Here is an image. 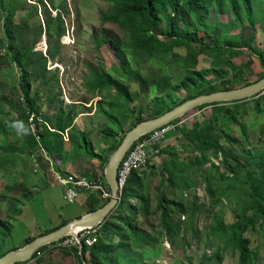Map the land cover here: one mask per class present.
Returning a JSON list of instances; mask_svg holds the SVG:
<instances>
[{
    "label": "trees",
    "instance_id": "16d2710c",
    "mask_svg": "<svg viewBox=\"0 0 264 264\" xmlns=\"http://www.w3.org/2000/svg\"><path fill=\"white\" fill-rule=\"evenodd\" d=\"M39 1L58 11L55 18L45 21V31H40V37L44 34L47 37L49 48L45 56L35 50L37 41L29 42L15 31L14 8L8 10L4 18L0 73L16 70L19 83L9 86L4 80L0 81V88L9 86L10 90L8 95H0V105L9 107L0 119V133L16 136L17 128H23L24 144L19 148L14 144L0 147L1 169L5 163L16 165L23 153L28 159L37 157L36 162L45 172L50 171L48 163L57 171L58 162L73 156L98 163L99 174L103 173L126 134L145 120L144 108L124 109L134 101L131 78L139 83L142 95L149 94L153 86L157 88V96L148 104L152 109L151 119L196 97L249 86L264 79L262 74L257 80H251L253 57L264 72V53L254 49L260 24L255 17L254 0H109L111 8L102 15V23L117 25L125 35L124 42L115 39L97 42V49L109 45L115 50L120 68L101 73L91 70L85 83L87 92L95 99L100 98L96 110L107 119L98 132L102 145L98 152L88 134L76 128L77 119L85 115L81 110L89 109L57 103L61 98L56 96L59 77L49 72L48 67L56 62V46L66 34L65 22L55 0ZM60 2L67 7V0ZM222 16H227L228 22H224ZM211 19L213 23L207 25ZM234 30L238 33L233 34ZM182 50L186 51L185 56L181 55ZM127 52L137 58L136 68L131 67ZM244 54L246 57L248 54V60L237 65L236 60ZM170 55L183 64L185 75L178 83L163 71H152L150 77L143 74L141 59H160L166 63ZM202 56L210 57L215 68L199 70ZM212 75L217 80L214 84L209 80ZM33 86H38L35 92ZM181 91L187 93L182 100L177 96ZM104 104H108L110 110L118 109V113L105 109ZM226 105L232 106L227 108ZM208 106L219 109L210 117L194 118L190 125L181 124L167 136L178 140L181 153L172 145L160 147V155L166 157L162 165L151 166V158L147 168L131 172L119 205L99 227L97 244L90 249L83 247L81 253L63 251L72 256L74 262L70 264H160L164 243L171 250L179 241L191 247L190 235L200 242L205 237L212 240L208 248L214 254L211 258L205 257L202 264H224L221 251L229 246L240 253V264H253L255 241L264 235V122L260 124L262 119L264 121V94L242 101L203 105L197 110L201 112ZM32 116L38 119L35 135L39 143L30 129ZM231 125L236 126L238 132L231 130ZM242 175L246 181L236 189ZM97 178V173H93L90 181L96 182ZM155 178H159V184L155 189L158 192L156 205L152 208L151 191L146 182L151 183ZM100 179L105 180L104 174ZM200 183L205 185L204 200L197 194ZM238 191L241 196L236 198ZM100 199L103 201L102 197ZM86 204L84 213L96 210L90 201ZM226 204L233 207L231 219L219 214ZM202 215L211 221L208 234L203 238L196 230ZM139 218L143 221L139 222ZM69 223L63 222L58 231ZM10 230L11 226L0 219V236L7 238ZM32 242L27 241L26 245ZM54 246L42 248L25 264H47L40 254ZM157 249H161V254L154 258ZM4 257L0 247V260ZM190 263L193 264L191 260Z\"/></svg>",
    "mask_w": 264,
    "mask_h": 264
},
{
    "label": "rangeland",
    "instance_id": "374dc122",
    "mask_svg": "<svg viewBox=\"0 0 264 264\" xmlns=\"http://www.w3.org/2000/svg\"><path fill=\"white\" fill-rule=\"evenodd\" d=\"M55 1L60 6L59 10L63 14L66 29L64 38H62L59 44H57L56 46V62L52 64L50 63L48 67L49 72L51 71L53 73H56L59 77V90L56 93V96L58 97L60 95L61 98L57 100V103L62 102L66 106H70L73 104L81 105L86 109H90L92 107V110L84 109L81 111L84 114H90V111H92V113H95L94 111L98 102L100 101V98L95 99L94 95H90L85 88V83L90 78L91 70L101 73L103 70L111 71L112 69H119L121 64L120 60L115 55V50L112 47L106 45L101 49H97V42L101 39H115L119 42H124L125 34L117 25L102 23V15L108 12L111 8L109 0H67V7L64 3L60 2L61 0ZM12 8H14L16 11L14 23L15 25H17V27L14 28L15 31L19 32L22 35V38L29 42L34 43L37 41L35 50L45 56L49 47L47 44L46 35L44 34L42 37H40V31H45V21L49 17L55 18L58 11L52 9L49 4L43 5L39 0H0V40L5 37V14ZM254 10L255 17L257 21L260 22L259 34L256 42L254 43V49L258 53H264V0H254ZM221 19L224 22H228L229 20L227 16H222ZM213 21L212 19L209 20V24L207 23V25L211 26L210 23H213ZM222 30L226 31L225 28H222ZM233 33H237V31H233ZM226 35L227 34H225V36ZM162 37L164 36L162 35ZM180 53L181 55L185 56L186 51L182 50L180 51ZM127 55L128 60H131V67L136 68L137 66L135 63L137 62V58H134L130 52H127ZM247 58L248 54L247 57L245 54L239 57L236 60L237 65L244 64L248 60ZM262 60H264V56L262 57ZM252 61L254 64V75H252L251 80L255 81L258 79V77H260V75L264 74V72L260 68L259 63L255 57L252 58ZM210 62V57H200L199 70L208 69L211 64ZM140 63L142 72L146 77H150L152 71H163L164 73H166L174 66H178L180 68L181 66H183L180 59H176L171 55L168 57V61L166 63L160 61V59L147 60L145 58L144 60L141 59ZM18 77L19 76L16 70H9L0 73V81L4 80L9 86L13 82L16 86H18ZM211 77L215 78V76ZM211 82H213L214 84L215 82H217V80H211ZM131 83V93L133 95L134 101L126 105L124 109L130 110L131 108L133 111H136L139 108H144L145 111L142 116L145 119L144 121L152 120V109L148 104L151 99L157 96V88L153 86L151 87L149 94L142 95L139 83L133 78H131ZM9 86H3L2 88H0V95H8L10 93ZM37 87L38 86H33L34 92L36 91ZM243 87H238L236 89ZM177 96L180 100H182L187 97V93L185 91H181L177 94ZM43 105L45 106V102ZM226 106L227 108H229L232 105ZM103 107L110 110L108 104H104ZM249 107H252V105L249 104ZM218 109L219 108L215 106H208L201 112H199L197 108H195L184 115L182 118L178 119L180 121L179 123L175 125H172L170 123V125L173 126L172 130L167 133L165 141L159 146V150L160 147L172 145L173 147H177L178 151L181 153V148L178 147L177 143L178 140L176 138L168 139L167 136L170 133L175 132L176 128H178L181 124L190 125L193 122L194 118L200 115H206L210 117L211 115L215 114ZM7 111H9V107L7 105H0V119L3 118L4 113ZM110 111L117 114L119 110L114 109ZM99 116H102L100 117V119L103 118L104 125H106L107 119L105 118V116L100 112L97 114V117ZM83 121L84 119L82 116L81 119L78 120L76 128L83 126V129H85ZM263 122L264 121L262 119L260 121V124ZM104 125L98 126V129H95L92 122L87 123L86 132L89 134L93 144H95L96 149L99 151H101L100 148L102 147V145H100L101 141L97 136V133L100 131V129L103 128ZM167 125L169 126V124ZM17 129L18 131L16 133V136H6L0 133V147L7 148L9 144H14L17 147H21L24 144V129L19 127ZM230 129L234 132H238L236 126L234 125H231ZM149 134L145 136H148ZM145 136H143L142 138H144ZM131 150L132 149H130L127 154ZM18 156H20L19 153ZM37 159V157L28 159L22 153V156L19 159L20 161H18L16 165L5 163L3 169L0 168V219L7 222L11 226V230L6 236L7 238L0 236V247L2 249V254H4L5 256L10 254L11 252H16L25 248L27 246V241H35L41 237H44L46 233H50L55 230L58 231L63 222L72 223L75 221H72V219L80 218L84 213V200L85 202L87 200L90 201V203L96 208V210L91 213L94 214L101 211L106 206H104V201L108 200L106 201L108 203L112 197V193L109 186H107L108 184L106 182V179L104 181L103 179H100V175L102 176L104 174L105 177L104 171L101 174L97 173V181H101L104 185L106 184L105 186L110 192L108 199L104 200L102 198V201L100 199L102 197L100 193L94 194L90 192H83L81 193V198L77 201L76 204L68 205L64 201L65 190L58 183V174L54 173L55 170L53 165L48 163L50 171H42L40 169L41 165L36 162ZM150 159L151 166H159L162 165L164 160H166V157L161 156L160 153L156 155L150 154ZM211 159L214 163L216 162L217 164H219L217 160H214L212 157ZM96 164L99 165L98 163ZM92 170H89L90 174L93 172ZM188 176L191 177L192 174ZM72 177L76 179H88L87 174ZM245 181V176H240L238 179V182H240V184L236 189H240ZM146 183L149 187V190L151 191L153 208L156 205V197L158 192L155 189L159 184V178L153 179L151 183H149L148 181ZM99 194L101 195L100 197ZM197 194L199 198L203 200L206 199L205 185H203L202 183H200V188H198ZM82 195L84 197H82ZM240 196L241 193L239 191L235 193L236 198H239ZM91 197L93 199H91ZM232 210L233 207L230 204H226L221 212H219L220 210H218V212L220 216H224L225 219H231ZM141 221H143V219L139 218V222ZM196 224V230L200 232L201 238H203L204 234H208V229L211 226V221L204 215H202ZM154 225H157V222L154 223ZM95 229L100 228L97 227ZM118 236L120 235L118 234ZM66 238L60 240L55 244H52L55 246L53 248H48L47 250H45L40 254V257L46 259L47 264H70L71 262H74L72 256L63 254L64 252L62 251L65 250H59L57 248L58 245L64 242ZM210 239L208 237H205L204 240L200 242L194 240L192 235H190L189 240L191 247H187L185 243L179 241L177 247L174 250H171L168 244L164 243L163 248L165 249V251L162 252L163 261L159 263L174 264L176 262L175 264H191V260L193 264H202L205 257L211 258L214 254V251L208 248V245H211L212 243V240ZM52 245H49L47 247H50ZM255 245L256 248L253 264H264V235H262L257 241H255ZM82 249L79 251L80 253ZM221 253V255L224 257V264H240V253L235 249L234 246H229L227 250H222ZM154 254V258H157L156 256L161 254V249H157Z\"/></svg>",
    "mask_w": 264,
    "mask_h": 264
},
{
    "label": "water",
    "instance_id": "95a60500",
    "mask_svg": "<svg viewBox=\"0 0 264 264\" xmlns=\"http://www.w3.org/2000/svg\"><path fill=\"white\" fill-rule=\"evenodd\" d=\"M264 94V79L239 89L228 91H220L213 94L203 95L188 100L177 108L165 113L164 115L144 121L130 130L123 139L120 146L112 154L105 169V179L111 190L112 197L106 206L99 212L87 215L80 220L68 224L59 231L50 235L41 237L33 241L25 248L12 252L0 260V264H25L30 262L34 255L44 247L55 244L66 237L76 236L80 231L85 229H93L104 224L107 217L117 208L120 203L117 184V172L121 161L126 156L132 146L143 136L152 131L172 123L182 118L195 108L203 105H211L216 103H229L253 99Z\"/></svg>",
    "mask_w": 264,
    "mask_h": 264
},
{
    "label": "built area",
    "instance_id": "2783aa9c",
    "mask_svg": "<svg viewBox=\"0 0 264 264\" xmlns=\"http://www.w3.org/2000/svg\"><path fill=\"white\" fill-rule=\"evenodd\" d=\"M36 120L38 119L35 116H32L29 119V125L36 141L39 143V138L35 135ZM172 127L173 126L169 124V126L154 130L126 155L121 162L117 175L119 195L122 193L131 172L147 168L149 165L150 154L156 155L160 153L159 146L165 141V137L167 133L172 130ZM58 183L65 190L64 201L68 205L76 204L83 192L100 193L104 200L109 198L110 192L101 181L92 183L85 178H62L58 176ZM98 237L99 229H85L80 231L76 236L66 238L57 248L65 251H80L83 247L90 249L97 244Z\"/></svg>",
    "mask_w": 264,
    "mask_h": 264
},
{
    "label": "crops",
    "instance_id": "0c3cea01",
    "mask_svg": "<svg viewBox=\"0 0 264 264\" xmlns=\"http://www.w3.org/2000/svg\"><path fill=\"white\" fill-rule=\"evenodd\" d=\"M231 20H233V18ZM210 24H212V23H210ZM234 31H237V33H238V30H234ZM233 34H236V33H233ZM206 57H208V56H206ZM199 61H200V59H199ZM210 63L211 64H210L209 68L208 69H205V70H212L213 68H215V62H213L212 59H211V62ZM166 74L172 76L174 82L175 83H178L184 77L185 71H184L183 66H181V68L178 67V66H174L172 69H169L166 72ZM175 78H177V79H175ZM209 80H215V78L209 77ZM89 110H92V107ZM90 112H91L90 114L89 113H86L85 115H82L83 116V119H84L83 125L85 126V129H83V126H80V127L77 128L78 130H82V131H85L86 132L87 123L88 122H92V124L94 125L93 127L95 129L96 128L98 129V126L104 125L103 118L100 119V117H102V116L97 117L98 112H97L96 109L94 111L95 113H92V111H90ZM81 117L77 119L76 125H77L78 120L81 119ZM88 136H89V134H88ZM67 137H68V135L66 134V137H65V140L66 141L68 140ZM89 138H90V136H89ZM94 146H95V144H94ZM95 149H96V147H95ZM69 151H70V148L68 149V153H70ZM97 151L100 152L99 150H97ZM57 168H58V170L56 172L54 171V173H57L58 176H60L62 178H68V177H72V176L77 177V176H82V175H86L87 174V178L90 181V178H91V176H92L93 173L94 174L99 173V171H98L99 170V165H97L96 162H90V161H88V160H86L84 158H80V159L73 158V156H69V158L66 161L62 162V163L61 162H58ZM89 170H92L93 172L90 174V171ZM84 177H86V176H84ZM83 195H85V194H83ZM83 195H82V197H84ZM83 203H84L83 204V208H85L86 205H87L86 204L87 201L85 202V200H84ZM85 213H83L80 218L85 217L86 215L91 214V213H87V212H85ZM77 219L78 218H74V219H72V221L73 220H77Z\"/></svg>",
    "mask_w": 264,
    "mask_h": 264
},
{
    "label": "bare ground",
    "instance_id": "6f19581e",
    "mask_svg": "<svg viewBox=\"0 0 264 264\" xmlns=\"http://www.w3.org/2000/svg\"><path fill=\"white\" fill-rule=\"evenodd\" d=\"M104 57V56H103ZM109 93V92H108ZM21 118V117H20ZM168 126V125H167ZM177 129V128H176ZM16 132V131H15ZM120 167V166H119ZM106 185V184H105ZM45 190V189H44ZM12 202V201H11ZM14 215V214H13ZM63 252V251H62ZM55 254V253H54Z\"/></svg>",
    "mask_w": 264,
    "mask_h": 264
}]
</instances>
